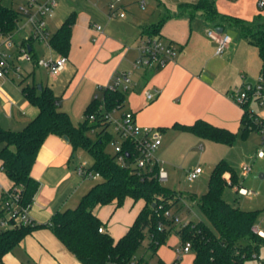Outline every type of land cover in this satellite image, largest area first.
Returning <instances> with one entry per match:
<instances>
[{
	"label": "crops",
	"instance_id": "obj_1",
	"mask_svg": "<svg viewBox=\"0 0 264 264\" xmlns=\"http://www.w3.org/2000/svg\"><path fill=\"white\" fill-rule=\"evenodd\" d=\"M24 1L21 0L19 5ZM39 1L43 3L47 0ZM115 1L57 0V6L47 20L49 34L56 33L71 16L74 15L75 18L67 66L57 77L51 76L47 69L35 64H31L29 74L22 73L21 79L32 80L30 86L50 87L59 98V110L68 113L70 118L74 112L67 104L73 98H82L79 101L82 110L87 109L97 96H102L100 86L110 85L116 73L132 70L139 57L138 46L144 37L143 31L155 24L150 19H141V13L138 15L134 11L136 8L133 0H122L119 4L120 12H125L124 18L117 15L109 19V5ZM183 2L182 4L191 3L187 0ZM219 4L216 2L217 9L223 15L250 19L243 16L238 8H231L229 12L224 1ZM196 18L209 22L199 15L193 20L187 19L193 23ZM97 25L102 27V31L96 29ZM225 29L221 30L226 34ZM24 30L14 35L16 44L31 37L32 32L17 40L19 35L25 33ZM161 35L166 40L162 32ZM4 42L5 38L0 37V53L12 55L15 50H8ZM169 42L177 45L176 58L159 71L140 70L134 73L133 87L127 92L123 112L135 113L137 124L142 127L162 130L168 147L161 158L172 161L184 147L182 142L190 140L192 143L197 141L201 144L197 136L174 128L176 124L191 126L204 120L232 133L241 127L244 110L235 104L231 95L244 84L260 82L262 61L258 49L242 36L238 40L232 39L223 55H217L218 44L208 33L205 36L193 28L186 36ZM26 46L37 59L55 60L60 57L51 47L37 41ZM41 47H45L46 51H42ZM39 68L45 69L48 77L41 75L37 78ZM12 73L8 78L0 79V125L7 130L21 131L37 118L40 111L27 101L16 83L11 81ZM65 86L66 89L62 90ZM148 94L155 98L150 101ZM60 98L69 100L64 103ZM263 116L261 117L264 118ZM190 137L195 138L192 140ZM201 148L204 149L203 146ZM77 153L68 140L56 135H50L41 147L32 169V176L39 181L40 188L28 210V215L35 224H49L57 212L71 209L75 204L78 206L82 197L94 187L87 184L91 180L77 175L76 169L81 163L76 161ZM161 164L168 173L166 164ZM229 176L230 174L225 175L226 178ZM12 187L13 184L5 174L0 160V199L2 192L9 191ZM129 201L133 207L138 204ZM118 209L116 203L94 209V214L104 222L105 229L116 241L128 232L141 211L119 217L116 216ZM120 218L126 222L121 231H118L116 221ZM192 255L194 262L195 255ZM2 261L3 264H81L47 227L39 228L25 237Z\"/></svg>",
	"mask_w": 264,
	"mask_h": 264
},
{
	"label": "trees",
	"instance_id": "obj_2",
	"mask_svg": "<svg viewBox=\"0 0 264 264\" xmlns=\"http://www.w3.org/2000/svg\"><path fill=\"white\" fill-rule=\"evenodd\" d=\"M216 2L198 0L194 4H181L180 16L193 20L199 15L206 21L219 22L217 28L220 30L231 27L240 31L242 38L259 51L262 61L261 85L264 88V15L259 17V22L223 15L217 9ZM172 18L173 16L169 15L151 25L143 31V36L162 37L161 32L166 22ZM20 19L21 15L17 10L4 6L0 1V37L14 36L19 31ZM74 20V15L68 18L58 31L51 35L49 41L50 47L66 58L71 48ZM32 41L33 39L29 38L18 45H32ZM248 84H244L242 88ZM23 95L30 104L39 109L37 118L21 131L7 130L0 125L2 168L13 184L9 191L20 192L21 207H30L40 188L39 181L32 176V169L41 147L50 135L67 138L75 151L81 149L89 153L94 161L91 170L100 174L101 181L82 197L76 208L57 212L49 224L22 225L4 231L0 235L1 260L20 245L25 237L44 227L50 228L81 264L135 263L137 250L147 237L150 238L148 250L157 254L173 233L181 239L182 248L187 243L191 244V253L195 255L193 264H239L244 258L258 253L264 246V238L252 231L260 212L242 210L224 199L223 194L228 187L225 175L231 174V186L238 184L237 177L227 162L221 161L214 168L208 191L198 203L212 227L205 222L177 227V216H174L172 211L180 203L181 196L167 189L156 179L143 178V172L132 165L131 158L127 159V166H122L117 162V154L112 156L107 153V145L113 136L109 132L110 124L102 118V113L123 111L127 93L110 89L103 91L101 99H95L87 107L86 120L80 126L73 124L68 113L59 110V98L50 87L43 86L42 90H39L35 85L27 86ZM250 105L251 103L242 106L244 114L241 129L245 135L251 130L258 132L257 119L264 123V118L250 113ZM90 115H95L97 122H90ZM174 128L203 140L229 146L234 145L237 137V134L204 120H199L191 126L176 124ZM93 130L96 132V139L89 135ZM123 148L124 152L131 155L134 146L126 142ZM127 200H132L134 204L144 202V207L128 232L116 241L105 229L104 222L94 214V209L113 203H116L117 208H121ZM167 213H171L172 218L167 217ZM100 229L104 232L101 233ZM159 263L164 264L162 260ZM179 263L180 259H176L173 264Z\"/></svg>",
	"mask_w": 264,
	"mask_h": 264
},
{
	"label": "rangeland",
	"instance_id": "obj_3",
	"mask_svg": "<svg viewBox=\"0 0 264 264\" xmlns=\"http://www.w3.org/2000/svg\"><path fill=\"white\" fill-rule=\"evenodd\" d=\"M2 4L6 7L18 10L21 0H0ZM59 1V0H58ZM191 3H196L198 0H187ZM217 4L225 2V5L229 7V12L231 8H235L239 12L243 13V16L249 17L248 21L259 22V17L264 15V9L258 7L259 0H216ZM145 2V7L142 8L140 4ZM25 1L22 3L24 4ZM184 3L183 0H133V6H135V12L138 15H141V19L153 21L155 24L160 22L162 19L166 18L169 15H172L173 18L168 22L162 30V34L165 37L166 41L174 40L175 38L181 37L193 28L194 30L199 31L200 33L206 34L209 30L216 31L219 22H205L203 19L196 18L193 23L190 22L187 18L180 16V6ZM220 5V4H219ZM107 12V11H106ZM129 14V13H128ZM132 14V13H131ZM228 14V13H225ZM131 16V15H129ZM49 17H47V20ZM26 24L25 17H21L19 21V31L24 30ZM205 24V26H203ZM191 27V29H190ZM226 34L229 35L232 39H240L241 33L235 28L226 27ZM25 33L19 35L17 40L23 39V35L30 34L31 28L24 30ZM53 32V31H52ZM167 41V42H169ZM177 46V45H176ZM130 47V46H128ZM137 48V44L135 49ZM42 51H46L45 47H41ZM17 65L21 68L22 73L25 75L30 73L31 64L25 61H16ZM37 78L41 75L48 77V73L45 69L37 70ZM28 76V75H26ZM18 76L12 73L10 77L11 81L16 83V87L22 93L24 88L30 86L32 80L28 79H18ZM253 84V85H257ZM66 86L64 89L65 90ZM238 90L236 89V92ZM63 93V92H61ZM82 98H73L68 102L70 110L72 109L74 115L71 117L73 123L76 126H80L85 120V110H82V104L79 101ZM64 103L69 100V98H60ZM237 104V103H235ZM240 109L242 105L237 104ZM66 111V110H65ZM250 113H255L256 115H264V107L256 105L254 102L251 103ZM244 112V111H243ZM243 115V114H242ZM264 117V116H263ZM237 134L235 143L233 146L225 145L222 143H217L211 140L198 139L201 144L197 141H184L182 142L184 147L178 156L174 157L172 161L169 159L161 158L163 152L167 150V139L162 138L164 145L156 153V158L161 162L166 164V168L169 174V180L163 185L173 191L177 192L181 196L180 203L174 208L172 214L178 217L176 221L177 227L186 225L189 223H199L205 222L212 227V224L203 214L199 206V200L208 190V185L210 177L214 168L221 161L227 162L233 169L238 184L231 186V174L226 178L228 187L224 191V199L231 205L240 208L245 211H257L260 212L257 224L260 225L261 229L264 231V159L258 158V150L263 147V136L257 131L251 130L247 135L244 134L241 127L234 132ZM90 137L93 139L97 138V135L94 133H89ZM192 140L195 137H190ZM199 138V137H198ZM181 143V144H182ZM197 144V145H196ZM208 144V147H207ZM204 147L202 149L201 147ZM106 151L108 154L114 156V147L112 143L107 145ZM180 153V157H179ZM81 159V161H79ZM76 161L82 162L85 161L88 163L89 167L93 166V158L89 153L84 150H78ZM244 166L251 167V173L247 178H243V168ZM197 168H201L204 173L200 176L198 180L191 183L188 181V174ZM101 179L96 181H88L87 184L90 186L96 185ZM238 188H242L248 191L249 195L245 196L238 193ZM143 206V202H139L136 206H132L129 200L119 208L116 212V216L123 217L128 214H134L139 212ZM77 207V204L73 205L71 209ZM102 208V207H101ZM104 208V207H103ZM115 217L113 218V220ZM125 220L120 218L119 221H116L118 225V231H121L125 224ZM117 233V232H116ZM119 233V232H118ZM115 234V233H114ZM117 235V234H115ZM150 243V238L147 237L142 246L137 250L135 255V263L138 264H160V260L164 264H173L176 259H180L179 264H193V255L192 254H182V242L181 239L173 233L166 243L160 248L157 254L148 250V245ZM259 256L264 260V246L259 250Z\"/></svg>",
	"mask_w": 264,
	"mask_h": 264
},
{
	"label": "built area",
	"instance_id": "obj_4",
	"mask_svg": "<svg viewBox=\"0 0 264 264\" xmlns=\"http://www.w3.org/2000/svg\"><path fill=\"white\" fill-rule=\"evenodd\" d=\"M122 0H116L109 5L108 18L112 19L119 15L121 18L125 17V12H120L119 4ZM57 6V0H47L46 2H40L39 0H25V3L18 7V12L21 17H25L26 26L31 28V37L33 41L40 42L46 46H49L51 35L47 30V17L52 16L53 10ZM145 4H142L144 8ZM258 7L264 9V0L258 1ZM98 31H102L101 26H96ZM209 37L218 44L217 55H223L232 43V38L223 33H219L217 30H210L208 32ZM4 38V37H3ZM4 45L8 50L14 49V53L6 54L0 53V79H6L14 72L18 76V79L22 78V70L17 65L16 61H25L36 66L43 67L49 71L51 76L57 77L66 68L68 58L60 56L57 59H37L30 51L28 46H22L16 44L14 36L5 38ZM177 46L172 42H167L162 37H143L138 46L139 57L134 63L131 71L116 73L108 86H100L99 91L103 92L107 89L120 90L125 93L130 91L133 87V75L140 70L146 71H159L172 62L177 56ZM262 79L257 85H246L242 89L231 95L232 100L239 104L245 105L254 102L255 104L264 107V88L261 85ZM148 99L152 101L155 96L148 94ZM101 99L100 96L95 98ZM254 115L255 113H251ZM102 118L110 124L109 132L113 138L110 141L114 147V152L117 154V162L122 166L128 165V160L131 158L132 165L137 168L143 178L156 179L160 183H165L169 180V175L162 166V164L156 158V153L162 146V131L160 129L142 127L137 124L135 113L123 112L113 110L112 112L102 113ZM90 122H97L95 115L89 116ZM258 124V133L263 136V147L258 150V158L264 159V123L259 119L256 120ZM92 133H96L94 130ZM126 142L133 144L132 156L128 152H124L123 145ZM130 161V162H131ZM252 168L244 166L243 178H247L251 173ZM77 175L83 179L96 181L101 179L99 173L91 170V167L86 162H81L76 169ZM204 171L201 168L190 172L188 174V181L195 182ZM238 193L242 195H249L248 191L242 188H238ZM20 192L3 191L0 199V235L9 229L24 226H33L35 222L28 215V208L21 207L19 203ZM167 217L172 218L171 213L166 214ZM178 217L176 221H178ZM254 234L264 238V231L260 225L256 224L252 229ZM103 233L104 230L100 229ZM191 244L187 243L182 249V254L191 253ZM245 260L239 264H264V260L260 258L258 253H254L250 258H244ZM0 264L2 260L0 258ZM136 264V263H132Z\"/></svg>",
	"mask_w": 264,
	"mask_h": 264
},
{
	"label": "water",
	"instance_id": "obj_5",
	"mask_svg": "<svg viewBox=\"0 0 264 264\" xmlns=\"http://www.w3.org/2000/svg\"><path fill=\"white\" fill-rule=\"evenodd\" d=\"M217 31L219 32V33H223V30H219V29H217ZM39 90H42V87L41 86H39ZM66 140H68L67 138H65ZM262 178H264L263 176H261Z\"/></svg>",
	"mask_w": 264,
	"mask_h": 264
}]
</instances>
